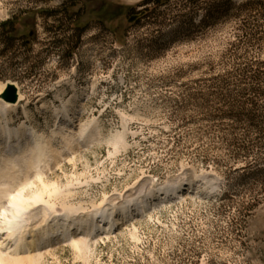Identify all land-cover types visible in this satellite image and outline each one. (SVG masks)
Segmentation results:
<instances>
[{"label":"rangeland","instance_id":"obj_1","mask_svg":"<svg viewBox=\"0 0 264 264\" xmlns=\"http://www.w3.org/2000/svg\"><path fill=\"white\" fill-rule=\"evenodd\" d=\"M262 61L264 0H0V91L14 83L27 105L7 111L9 126L52 137L54 106L75 93L74 130L98 126L51 139L23 191L42 201L17 220L134 209L5 264H264V100L243 90L264 86L249 78Z\"/></svg>","mask_w":264,"mask_h":264},{"label":"bare ground","instance_id":"obj_2","mask_svg":"<svg viewBox=\"0 0 264 264\" xmlns=\"http://www.w3.org/2000/svg\"><path fill=\"white\" fill-rule=\"evenodd\" d=\"M72 73L75 74L76 70L72 69ZM71 84H73L71 86L72 90H76L75 79L71 80L70 85ZM4 85L5 84L2 85L1 89H3ZM17 94L18 100L15 103L7 102L0 97V101H2L0 102V204H2V200L4 198H6L5 200L7 202V206L4 204L1 205L3 210L0 212V264L6 263L3 261L4 259L5 261L12 260L15 262L19 259H28L32 262L35 259V255L30 254L25 257L19 256L26 252L31 253V251L37 250L42 245L50 244L55 238L59 239V237L64 238L66 236H70L74 244L79 243L73 240L75 235L74 229L76 228L74 227V224H77L76 231H80L78 234L84 230H87V234L99 230L104 232L112 229V221L113 223L116 221V217L118 216L117 211L119 209L126 212L129 211V208L130 214L134 211L131 206L121 205L119 208L113 207L110 210L111 215L109 216L103 215L100 216L99 219L91 217L88 220L82 222L75 221V223H73L74 221L71 220V214L69 212H65L60 218H58V214L52 210L50 215L48 214V217L43 219L44 223L30 227L28 226V222H26V220H17L24 211L28 210L37 202L42 201V192L26 197V194H24L23 191L28 185L27 183H29L30 179L41 174L40 171H37V168H40L42 164L43 166L48 164L49 160L51 158L53 159L56 150L52 148L51 139L61 138L66 145H69L73 142L77 143L79 139L82 141L87 139V134L95 135L98 129L96 123L91 122L89 125H80L77 131L74 130L73 125L76 121H74L73 118L77 113L73 111L72 108L74 103L73 99L78 97L77 93L72 95V97L66 100V102H63L62 107L54 106L53 110L56 115L55 120L57 126L52 131V137L51 135H44L43 132L36 130L34 126L12 128L9 126V120L7 119L8 110H16V106L21 105L23 109L22 112L27 114V105L20 104L24 100V95H22L19 90H17ZM5 103L11 106L7 107ZM5 117L6 120H2ZM79 124H82V122H79ZM23 168L26 170L22 175L24 178H21L18 173L22 171ZM40 177L39 180L42 183L43 189H47V185ZM8 183L12 184L6 186ZM18 185L21 187L18 188ZM179 186L180 185L176 186L177 189H179ZM11 187H16L18 189L14 188L11 190ZM161 190L160 194H167V188H161ZM150 195H152L151 197H156V192H151L149 193V196ZM149 196L148 198H150ZM148 202V199H140L137 203V207L144 210V207H146ZM124 218L125 217L121 213L120 218L116 221V223H119V220ZM4 226L7 227L3 229ZM1 247H3L2 250L4 253L1 252ZM10 256L14 258H11Z\"/></svg>","mask_w":264,"mask_h":264},{"label":"trees","instance_id":"obj_3","mask_svg":"<svg viewBox=\"0 0 264 264\" xmlns=\"http://www.w3.org/2000/svg\"><path fill=\"white\" fill-rule=\"evenodd\" d=\"M168 0H152L153 3H156L158 5H161L163 3H166ZM142 12V11H140ZM145 12V10H144ZM145 15H143L142 17H144ZM140 17V18H142ZM9 24V21H6V22H3L2 23V26L3 27H6L7 25ZM262 66H264V61L261 62ZM264 70H258L257 72H254L249 78L254 81H260L262 82V86L264 85ZM245 92L247 91H253L254 93H258L260 96H262V99L264 100V86L261 87V86H258V87H250V88H247V89H243ZM250 103H252L254 105V99H249ZM264 102V101H263ZM261 110L262 112L264 113V105L261 106ZM260 133H264V129L260 130Z\"/></svg>","mask_w":264,"mask_h":264},{"label":"water","instance_id":"obj_4","mask_svg":"<svg viewBox=\"0 0 264 264\" xmlns=\"http://www.w3.org/2000/svg\"><path fill=\"white\" fill-rule=\"evenodd\" d=\"M144 13L145 12L142 11V12H139L138 14H133L129 18V22H132L135 19L142 17ZM0 97L3 98L7 102L15 103L18 100L16 86L11 82L6 83L5 89L1 92Z\"/></svg>","mask_w":264,"mask_h":264}]
</instances>
